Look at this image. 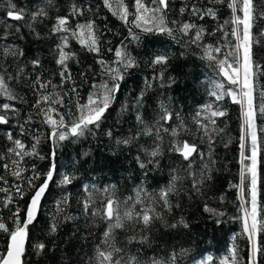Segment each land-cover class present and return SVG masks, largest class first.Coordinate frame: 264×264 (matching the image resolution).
<instances>
[{
    "label": "trees",
    "instance_id": "trees-1",
    "mask_svg": "<svg viewBox=\"0 0 264 264\" xmlns=\"http://www.w3.org/2000/svg\"><path fill=\"white\" fill-rule=\"evenodd\" d=\"M131 4L132 0H126ZM255 3H264V0H254ZM18 7L26 10H35L37 6H44L48 16L32 23L28 21H14L6 16L5 0H0V68L6 69L15 76L18 68L24 69L21 78L9 83L26 103L15 102L19 108L17 116L13 117L8 125H0V157H4L10 142L5 133L12 131L15 138L21 139L26 145L33 143V137L38 136L40 143L37 145L39 156L26 157L24 167L28 169L25 177L33 173L31 167L35 164L36 171L46 173L50 160L53 142L48 139L50 129L41 122L39 116L34 114L32 105L35 96L30 87L37 75L44 79H51L54 84L60 83V66L56 63L58 53L57 45L61 42L63 33H54L53 25L57 16H68L73 5L83 8L81 16H71L70 24L74 27L77 23L94 20L99 35L100 52L94 53L82 47L75 39L70 40V50L76 57L68 61L79 91L81 102H86L92 83H99L102 77V66L97 62L104 59L109 63L115 61V49L124 46L136 58L138 66L129 69L116 101L106 113V119L99 129L94 130V135L86 134L85 137L73 141L59 142L55 162L57 171L54 181L50 183L42 202L37 219L29 226V242L26 247V264H88L95 245L99 243V236L103 222L99 217L91 218L84 213L81 201L85 199L84 186H95L97 189L95 199L99 205L102 189L106 186H115L117 196L123 200L133 195L138 185H143L148 193H158L160 189L169 185L174 175L181 177L176 181V191L169 199L173 205L170 212L161 211L163 220L153 223L150 230L144 232L148 240L140 243L139 240L131 244L126 243L127 237L133 233H118V242L123 243L126 251L131 254L139 253L142 264H148L151 259L165 260L173 252L177 254L176 264H200L207 257H213L209 264H219L222 257L229 253L235 246L239 253L240 264H246L248 242L243 234L242 203L240 191L236 187L240 183V136L242 134L243 117L241 107L225 96L217 102L224 110L225 115L216 120L217 128L223 131L215 135L210 157L212 165L208 171L211 179L205 180L197 192L192 187V178L188 176V163L173 152L168 151L169 137L164 136L163 154L158 157L159 164L149 165L141 169L136 158L146 159L140 146H150L152 141L148 137H140L130 145H117L115 139L133 135L138 125L136 122V98L145 87L146 77L165 70V76L171 77L175 82L170 87L161 88L159 82L148 90L140 109L145 118L152 120L156 115L160 99L171 98V103L176 111H180L187 125L188 132L181 135V139L194 140L200 143L201 150L209 154V145L202 142V134L196 130L193 116L201 105L213 102L208 95L212 85L210 81L217 80L208 61L201 59V52L195 47H187L177 43L171 37L160 34H144L134 25L126 24L118 16L104 7L103 0H13ZM214 6L217 9V19L205 17L203 20L192 18L197 24L203 25L208 32H215L218 25L230 20L231 10L225 4L210 5L208 0H171L169 19L189 20L190 13L180 15V8L184 5ZM131 20V17H129ZM140 34L139 42L129 35V28ZM226 27H230L226 26ZM19 28L17 32L16 29ZM35 29V32L33 31ZM264 31V19L257 20L256 29ZM39 33V37L35 33ZM7 33V38L4 36ZM222 34L216 32L215 36H206V43H216ZM5 46L14 47L23 52L22 56L4 57ZM112 49V51H109ZM258 59L264 64V45H258ZM158 54H167L169 61L166 66H153L151 60ZM39 60V66H33V60ZM115 66V65H113ZM84 75H81V74ZM71 83L67 88H71ZM257 91L264 88V77L256 83ZM66 90V89H65ZM75 99V97H73ZM7 102L0 98V103ZM122 105H127L126 111H121ZM11 115V114H10ZM32 115V121L25 125L27 131L20 135L16 127L17 120L23 123L25 118ZM258 134L264 136V117L257 119ZM112 129L113 137L105 133ZM247 154V153H246ZM40 157H44L41 159ZM260 165L261 184L259 202L264 203V151L261 155ZM10 164V159H0V175H4L13 186L21 184L25 188L23 198L16 197L15 204L21 209L30 201L32 190L23 180L10 175L2 165ZM200 160L197 158L192 165V171L198 172ZM64 175L73 177L67 185L60 183ZM43 182V177L35 181L37 185ZM3 186V185H0ZM3 194L0 193V196ZM247 198V197H245ZM67 200V204L63 201ZM59 205V210L58 209ZM215 210L206 211L205 208ZM250 207V205H245ZM9 208L0 207V217H9ZM72 217V219H65ZM57 222V230L50 231V224ZM183 220L184 223H180ZM11 225V220H8ZM175 224L176 227H170ZM185 224L187 225L185 227ZM137 236L140 229L136 230ZM7 234L0 232V252L6 248ZM45 244L42 252H37L36 244ZM264 264V257L261 258Z\"/></svg>",
    "mask_w": 264,
    "mask_h": 264
},
{
    "label": "snow or ice",
    "instance_id": "snow-or-ice-1",
    "mask_svg": "<svg viewBox=\"0 0 264 264\" xmlns=\"http://www.w3.org/2000/svg\"><path fill=\"white\" fill-rule=\"evenodd\" d=\"M171 0H132L129 4L126 0H103L104 7L108 8L113 15L119 17L126 24L134 25L144 34L167 35L177 43L185 44L187 47H195L201 52V59L208 61L213 69L217 80L210 81L212 88L208 95L213 102L200 106L193 116L196 130L202 134V142L209 145V154L206 156L201 150L200 143L194 140L181 139V135L188 132L187 125L180 111L174 110L171 98L160 99L156 109V115L152 120L145 118L141 112L143 99L148 90L155 86L158 81L161 88L170 87L175 81L165 76V70L146 77L145 87L136 98V122L137 131L127 137L115 139L117 145H130L140 137L151 138V145H141V151L146 159L136 158L141 169L152 164H159L158 157L163 154L164 136L168 135V151L178 154L182 160L188 163L187 173L192 178V187L199 192L205 180L211 179L208 171L212 165L210 157L211 146L214 137L218 132L223 131L217 128L216 120L225 115L218 103L225 96L231 97L232 101L239 104L243 117L242 134L240 136V183L236 185L241 193L242 204V226L243 234L248 242V253L246 264H261L264 257V203L259 202L261 174V155L264 151V136L258 134L257 119L264 117V88L257 91L256 83L259 78L264 77V64L258 59L259 53L256 50L258 45H264V31L256 29L257 20L264 19V3L257 4L254 0H208L210 5L225 4L231 10L230 20L217 26L215 32H208L203 25L197 24L192 18L203 20L206 16L217 19V9L214 6H198L193 3L191 6L184 5L180 8V15L190 13L189 20L169 19ZM6 16L14 21H28L27 26L42 20L48 16L44 6H37L35 10H26L18 7L13 0H5ZM50 3V0H49ZM84 9L75 5L72 6L68 16H57L53 25L54 33H63L61 42L57 45L58 53L56 63L60 66L58 73L59 84H54L51 79H44L37 75L31 82L35 102L32 105L34 114L39 116L41 122L50 129L48 139L53 142L50 152L49 168L46 173L36 171L35 164L32 165V175L25 177L28 171L24 165L26 157L39 156L37 145L40 143L38 136L33 137V143L28 146L21 139L15 138L12 131L5 133L10 146L4 157L10 159V164L5 163L2 167L10 170V175L23 180L27 187L32 190L30 201L23 209L19 205L12 210L16 197L23 198L25 188L21 184L11 185L4 175H0V207L9 208V217H0V232L7 234L6 248L0 252V264H26L25 254L29 242V226L34 223L41 210V200L48 190L57 171L55 158L59 142L75 141L85 137L86 134L94 135V130L99 129L106 119V113L117 99L121 90V83L124 81L129 69L138 66L136 58L132 56L124 46L115 49V61L109 63L104 59L97 61L102 66V77L99 83L91 84V91L88 93L86 102H81L78 87L73 78L68 61L76 57V53L70 50V40L75 39L78 43L90 52H100L99 35L94 20L85 23H77L74 27L70 24L71 16H81ZM131 17V20H129ZM230 27H226L229 26ZM19 31V28L16 29ZM35 32V29H33ZM216 32L222 35L216 43H206V36H215ZM35 35L39 37V33ZM129 35L137 42L140 41L139 33L129 28ZM4 38H7V33ZM112 51V49H109ZM4 57L22 56L23 52L5 46ZM169 61L167 54H158L153 57L151 64L155 66H166ZM33 66H39L40 61L33 60ZM115 65V66H113ZM24 69L18 68L15 76L6 69L0 68V98L7 102L0 103V125H8L13 117L19 113L15 102L26 103L23 97L19 96L13 86L9 83L21 78ZM81 75H84L83 73ZM71 83V88L67 85ZM66 89V90H65ZM75 97V99H73ZM127 105H122L121 111H126ZM11 114V115H10ZM32 115L25 118L23 123L17 120L16 127L23 135L27 129L26 124L32 121ZM105 135L113 137L112 129ZM247 153V154H246ZM43 159L44 157H40ZM197 158L200 160L199 171L193 172L192 165ZM43 177V182L37 185L35 181ZM73 177L64 175L60 180L63 185L70 184ZM181 177L174 175L165 188L158 193H148L143 185L134 189L133 195L121 200L116 194L115 186H106L101 191L99 205L95 199L97 189L84 186L87 194L81 201L84 213L91 218L99 217L103 227L99 236V243L95 245L88 264H142L139 253L131 254L126 251L123 243L118 242V233L131 231L133 234L127 237L126 243L131 244L139 240L144 243L148 236L143 233L150 230L153 223L163 220L161 211L157 205L170 212L173 205L169 199L176 191V181ZM247 197V198H245ZM67 204V200L63 201ZM245 205H250L247 207ZM59 209V205H58ZM62 210V209H59ZM206 211L215 212L210 208ZM72 219V217H65ZM11 220V225L8 223ZM180 223H184L183 220ZM57 222L50 224V231L57 230ZM187 225L185 224V227ZM170 227H176L175 224ZM140 229L137 236L136 230ZM37 252L45 249V244L35 245ZM177 254L173 252L167 259H151L148 264H176ZM213 257L209 256L200 264H209ZM219 264H240L239 253L233 246L227 255L222 257Z\"/></svg>",
    "mask_w": 264,
    "mask_h": 264
},
{
    "label": "water",
    "instance_id": "water-1",
    "mask_svg": "<svg viewBox=\"0 0 264 264\" xmlns=\"http://www.w3.org/2000/svg\"><path fill=\"white\" fill-rule=\"evenodd\" d=\"M10 19V18H9ZM46 193V192H45ZM45 195V194H44ZM240 197H241V193H240ZM43 199V198H42ZM241 199V198H240ZM41 202H42V200H41ZM241 202H242V204H243V200L241 199Z\"/></svg>",
    "mask_w": 264,
    "mask_h": 264
}]
</instances>
